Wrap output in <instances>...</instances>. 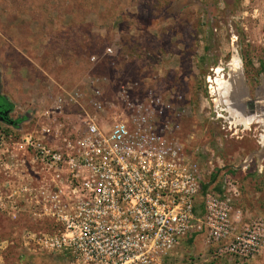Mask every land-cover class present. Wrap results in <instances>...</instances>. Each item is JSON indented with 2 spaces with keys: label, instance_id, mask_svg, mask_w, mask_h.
<instances>
[{
  "label": "rangeland",
  "instance_id": "obj_1",
  "mask_svg": "<svg viewBox=\"0 0 264 264\" xmlns=\"http://www.w3.org/2000/svg\"><path fill=\"white\" fill-rule=\"evenodd\" d=\"M14 42L23 52L16 53L18 81L37 77L26 55L45 53L43 63L53 67L58 58L56 76L74 95L78 91L49 119L42 116L49 105L12 110L9 117L18 121L15 138L44 125L74 137L85 119L112 124L144 105L163 114V121L181 124L177 136L204 162L213 159L212 178L216 175L223 191L220 172L228 170L240 189L230 202L242 210L245 223L264 219V123L236 124L214 92L216 69L222 66V76L228 77L236 55L250 94L247 108L252 110L250 101L264 104V0H0L1 59L12 56ZM91 73L108 75L109 82L81 84ZM76 80L80 84H73ZM27 96L21 98L23 105ZM52 141L60 144L63 136ZM13 143L0 159V194L5 196L0 264H74L65 255L25 244L29 232L45 228L47 220L34 200L15 199L14 184L37 187L52 175ZM212 252L213 247L189 240L165 264H236L214 259ZM250 264H264V251Z\"/></svg>",
  "mask_w": 264,
  "mask_h": 264
},
{
  "label": "built area",
  "instance_id": "obj_2",
  "mask_svg": "<svg viewBox=\"0 0 264 264\" xmlns=\"http://www.w3.org/2000/svg\"><path fill=\"white\" fill-rule=\"evenodd\" d=\"M135 109L112 124L85 119L74 137L44 125L15 138L18 128L0 121V159L13 141L52 175L37 187L14 184L15 199L34 200L47 220L25 244L74 264H165L193 240L213 247L214 259L250 264L264 251V219L245 223L234 209L230 198L240 189L233 176L221 170L226 186L218 189L216 164L188 150L177 136L180 123L144 105Z\"/></svg>",
  "mask_w": 264,
  "mask_h": 264
},
{
  "label": "crops",
  "instance_id": "obj_3",
  "mask_svg": "<svg viewBox=\"0 0 264 264\" xmlns=\"http://www.w3.org/2000/svg\"><path fill=\"white\" fill-rule=\"evenodd\" d=\"M45 40V39H44ZM21 52L20 47L14 42L13 53L12 56L8 57L7 60L3 57L0 58V96L5 97L13 106L12 110L18 108H38L43 107L44 105H49L48 109H46L42 116L54 117L55 114H60L62 111L56 108L59 104L58 102L62 99L64 102L66 98L69 96V99H73L75 95H78V91L74 95L73 92L65 85L67 82L63 77L56 76L55 65L58 64V58L55 59L54 66L50 67L45 65V53L41 56H27L29 61L31 73L32 70H36L37 77L32 78L28 75L27 81L17 80V74L19 71V64L17 62V54ZM23 54V52H21ZM55 67V69H54ZM51 68L54 70H51ZM67 69L65 67L62 70ZM30 70H27L28 72ZM116 71V70H115ZM25 72V73H26ZM29 73V72H28ZM38 75L40 77H38ZM77 83L73 84H106L109 82L108 75L105 74H89L86 79L83 76L82 81L79 83V80H76ZM26 92L28 93V103L23 105L21 98L24 96ZM39 97V100H37ZM26 98V97H25ZM75 99V98H74ZM3 103V100L0 98V104ZM26 103V102H25ZM44 106V107H45ZM40 107V108H41ZM12 110H6L5 113L10 114ZM52 114V115H51ZM14 127L16 123H10ZM62 125V124H61ZM58 128V126H57Z\"/></svg>",
  "mask_w": 264,
  "mask_h": 264
},
{
  "label": "bare ground",
  "instance_id": "obj_4",
  "mask_svg": "<svg viewBox=\"0 0 264 264\" xmlns=\"http://www.w3.org/2000/svg\"><path fill=\"white\" fill-rule=\"evenodd\" d=\"M230 71L228 77L222 76L224 68L219 66L216 69L218 78L215 80L214 92H218L219 103L225 106L236 124H243L246 128L255 121L264 123V104L262 102H254V106L250 111L246 103L250 100V94L244 84L242 77V65L238 56H234L229 64ZM264 143V134L261 136Z\"/></svg>",
  "mask_w": 264,
  "mask_h": 264
},
{
  "label": "trees",
  "instance_id": "obj_5",
  "mask_svg": "<svg viewBox=\"0 0 264 264\" xmlns=\"http://www.w3.org/2000/svg\"><path fill=\"white\" fill-rule=\"evenodd\" d=\"M0 98L3 100L2 106L4 107V109L5 110H9V109L12 110V108H13L12 104L7 99H5L1 96H0ZM0 120L5 121L7 123H18V121L11 119L9 117L8 113H4L2 115L0 114ZM215 179H216V175L213 176L212 180H215Z\"/></svg>",
  "mask_w": 264,
  "mask_h": 264
},
{
  "label": "flooded vegetation",
  "instance_id": "obj_6",
  "mask_svg": "<svg viewBox=\"0 0 264 264\" xmlns=\"http://www.w3.org/2000/svg\"><path fill=\"white\" fill-rule=\"evenodd\" d=\"M5 109H4V107L2 106V104H0V114L2 115V114H4L5 113V111H4ZM0 121H2V120H0Z\"/></svg>",
  "mask_w": 264,
  "mask_h": 264
},
{
  "label": "water",
  "instance_id": "obj_7",
  "mask_svg": "<svg viewBox=\"0 0 264 264\" xmlns=\"http://www.w3.org/2000/svg\"><path fill=\"white\" fill-rule=\"evenodd\" d=\"M249 104H250L251 107L253 108V106H254V101H250Z\"/></svg>",
  "mask_w": 264,
  "mask_h": 264
}]
</instances>
